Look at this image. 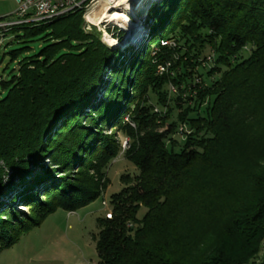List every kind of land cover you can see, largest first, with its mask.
Masks as SVG:
<instances>
[{
  "label": "trees",
  "instance_id": "16d2710c",
  "mask_svg": "<svg viewBox=\"0 0 264 264\" xmlns=\"http://www.w3.org/2000/svg\"><path fill=\"white\" fill-rule=\"evenodd\" d=\"M162 6L145 24L146 44L125 52L84 31L81 11L10 31L41 44L0 80V230L9 233L0 247L56 208L100 195L121 131L138 172L121 176L111 214L97 219L98 264H264V0ZM165 62L171 75L156 72ZM167 85L176 89L170 103ZM150 94L166 110L155 112ZM177 133L184 144L175 151ZM9 196L30 208V224L10 223Z\"/></svg>",
  "mask_w": 264,
  "mask_h": 264
},
{
  "label": "rangeland",
  "instance_id": "374dc122",
  "mask_svg": "<svg viewBox=\"0 0 264 264\" xmlns=\"http://www.w3.org/2000/svg\"><path fill=\"white\" fill-rule=\"evenodd\" d=\"M153 2H146L147 4L141 7H137V10L134 9L135 16L132 14H127L128 19L131 20L132 26L138 25L137 31L135 30V36L129 40V42L125 43L123 46H110L104 40L105 36L108 37H118L115 33L122 31L121 39H116L117 41H121L124 39L126 35V30L117 27L115 23L110 22H102L101 18H97L94 20L97 24L94 26L97 32L100 33V40L107 45V47H116L121 52H125L128 48H140L141 45L146 44V37L148 35L147 28L145 24L150 23L149 15H153L155 11L158 10L159 5L162 6V0H152ZM3 8L11 11L16 8V4L14 1L8 0L3 2ZM102 6V5H99ZM109 10L111 13L113 11L122 10L124 7H110ZM122 8V9H121ZM124 11V9H123ZM148 12V13H147ZM135 23V24H134ZM109 29L104 32L105 29ZM139 28L141 29L139 31ZM120 29V31H119ZM114 31V36L109 35L111 31ZM108 33V34H107ZM17 33H7L2 39L4 40V46L0 49V76L4 80H9L10 77L17 73L18 65L17 63L21 61L26 56L32 55L37 50H39V46L41 44V40L34 36V40L29 42H24L21 38H15ZM23 30H20L18 35H22ZM103 34V35H102ZM135 39V40H134ZM150 43L149 46L153 45ZM27 47V48H26ZM128 47V48H127ZM23 48V49H22ZM26 48V49H25ZM20 50L15 59H11L9 55V51L12 50ZM248 46L244 48V52L242 56H247L248 54ZM163 74L171 75L172 72L170 70L166 71ZM162 75V74H159ZM104 78L111 79L114 83L120 82L117 79V75L115 74H107L104 73ZM172 85L166 86V91L168 93L169 98L172 102L173 96L175 95L171 90ZM7 89H3L0 85V99L3 98L7 91ZM101 96H106L105 93H101ZM150 102L152 103L153 110L155 112L166 110L165 106H162L157 102L156 96L150 94ZM166 104V103H165ZM173 107V105L171 104ZM86 112L88 109L85 110ZM91 113V112H90ZM173 118L176 117L177 112L174 111L172 113ZM126 119V117H125ZM127 122H130L127 120ZM159 122V121H158ZM134 128V123H131ZM167 122L163 123L158 127L159 130H163L166 127ZM111 127L106 126V133H110ZM116 140H118L120 144L119 154L117 157L112 159L110 163L106 166V176L108 183L105 189L99 193L96 198L92 199L85 205L82 204L76 207L75 210L69 211L65 208L58 207L56 210L51 212L39 222L38 225L33 226L31 229L20 234L19 239L16 242L11 244L10 246H1L0 247V264H98V258L96 253V240L98 238L99 229H98V220L99 218L109 216L111 214L112 207L110 203L111 195L116 192H119L122 188L121 184V176L125 173H129L131 175L137 174V168L133 163L127 160L125 155L122 153L124 150L128 149L130 146L129 137L122 134L121 131H117L115 133ZM245 133L237 134L242 142L246 143ZM181 134H175V137L179 144L175 147V151L181 149L184 144V137H181ZM115 140V141H116ZM76 168L73 167L71 171L68 173L70 177L77 176ZM87 171V170H86ZM88 174L92 172L87 171ZM90 172V173H89ZM94 175V174H93ZM92 175V176H93ZM2 207H6L11 211L10 213L15 215L14 220H11L10 223L16 222L19 224L20 218L29 219L27 223L31 221L29 217L31 214L29 213L31 210L24 202H15L12 201V198L9 196L8 198L2 199ZM147 209L144 206H141L137 212L138 219H142L146 213ZM5 217L4 215H1ZM98 219V220H97ZM218 227H215V231L211 238L216 237L218 234ZM17 232L13 231L11 234L15 236ZM9 233H5L0 230V243H2V239H5ZM210 238V237H209Z\"/></svg>",
  "mask_w": 264,
  "mask_h": 264
},
{
  "label": "built area",
  "instance_id": "2783aa9c",
  "mask_svg": "<svg viewBox=\"0 0 264 264\" xmlns=\"http://www.w3.org/2000/svg\"><path fill=\"white\" fill-rule=\"evenodd\" d=\"M17 6L10 13L0 17V49L4 46V37L9 33L13 28H19L27 25H38L42 22H47L54 20L60 16L81 11L83 18V29L88 32L92 29L93 26L97 24L94 22L91 14L95 7L99 5L102 0H15ZM146 2H153L152 0H145L144 3L138 6L143 8L146 5ZM109 6H117L119 0H108ZM134 4H137L133 2ZM138 5V4H137ZM121 6V5H119ZM124 9V8H123ZM122 9V10H123ZM137 10V8H136ZM103 31V34L105 31ZM120 31V29H119ZM102 34V35H103ZM108 34V33H107ZM114 31L112 30L109 35H113ZM118 35L117 33H115ZM114 34V35H115ZM113 35V36H114ZM118 39V37H115ZM160 46H170L174 47L175 43L171 40L160 39ZM155 50V48L153 49ZM213 53L206 56L204 64H210L213 62ZM170 62L157 64V73L163 74L169 70ZM0 76V80H2ZM171 90L176 92V89L171 86ZM183 129V126L180 127V131Z\"/></svg>",
  "mask_w": 264,
  "mask_h": 264
},
{
  "label": "bare ground",
  "instance_id": "6f19581e",
  "mask_svg": "<svg viewBox=\"0 0 264 264\" xmlns=\"http://www.w3.org/2000/svg\"><path fill=\"white\" fill-rule=\"evenodd\" d=\"M134 1L138 5L134 4L133 3ZM134 1L129 3V2H127V0H120V2L117 4V6L116 5L115 6H109L108 0H102L99 3V5H102V6L98 5L93 10V12L91 14L92 18L97 19L99 17V18H101V20H103L102 22L115 23L117 25V27L126 30V33H125L126 35L124 36V39L121 41H117L115 38L108 37L106 35L104 40L107 42L108 45H110V46H114V45L123 46L125 43L129 42V40L135 36V33H133V32H135V30L137 31L138 24L132 26V24H130V21L128 20L127 14H132L135 16L134 9H136L139 5L144 3L145 0H134ZM119 5L124 7V11L123 10H117V11H113V13H111L109 11L111 9L110 7H116L117 8V7H119Z\"/></svg>",
  "mask_w": 264,
  "mask_h": 264
},
{
  "label": "crops",
  "instance_id": "0c3cea01",
  "mask_svg": "<svg viewBox=\"0 0 264 264\" xmlns=\"http://www.w3.org/2000/svg\"><path fill=\"white\" fill-rule=\"evenodd\" d=\"M6 1H8V0H0V17H2V16H4V15H6V14H8V13H10L11 11H9V10H7V9H5V8H3V2H6ZM11 1H14V3L16 4V6H17V3H16V1L15 0H11ZM14 10V9H13Z\"/></svg>",
  "mask_w": 264,
  "mask_h": 264
},
{
  "label": "water",
  "instance_id": "95a60500",
  "mask_svg": "<svg viewBox=\"0 0 264 264\" xmlns=\"http://www.w3.org/2000/svg\"><path fill=\"white\" fill-rule=\"evenodd\" d=\"M132 1H134V0H127V2H132ZM119 2H120V0H119ZM135 2V1H134ZM139 25V24H138ZM92 28H94V26L92 27ZM141 29L139 28V31H140ZM135 40V39H134Z\"/></svg>",
  "mask_w": 264,
  "mask_h": 264
}]
</instances>
